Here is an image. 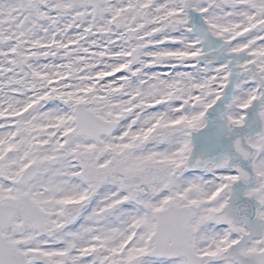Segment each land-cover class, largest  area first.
I'll use <instances>...</instances> for the list:
<instances>
[{
	"label": "snow or ice",
	"instance_id": "1",
	"mask_svg": "<svg viewBox=\"0 0 264 264\" xmlns=\"http://www.w3.org/2000/svg\"><path fill=\"white\" fill-rule=\"evenodd\" d=\"M0 264H264V0H0Z\"/></svg>",
	"mask_w": 264,
	"mask_h": 264
}]
</instances>
